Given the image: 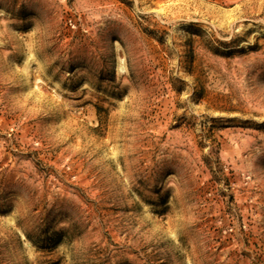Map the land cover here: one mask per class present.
Returning <instances> with one entry per match:
<instances>
[{
  "label": "rangeland",
  "instance_id": "obj_1",
  "mask_svg": "<svg viewBox=\"0 0 264 264\" xmlns=\"http://www.w3.org/2000/svg\"><path fill=\"white\" fill-rule=\"evenodd\" d=\"M0 264H264V0H0Z\"/></svg>",
  "mask_w": 264,
  "mask_h": 264
}]
</instances>
